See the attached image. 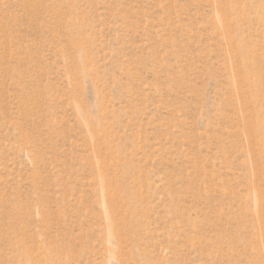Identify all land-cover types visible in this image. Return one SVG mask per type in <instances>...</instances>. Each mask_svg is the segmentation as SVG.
<instances>
[{"label":"rangeland","instance_id":"obj_1","mask_svg":"<svg viewBox=\"0 0 264 264\" xmlns=\"http://www.w3.org/2000/svg\"><path fill=\"white\" fill-rule=\"evenodd\" d=\"M0 264H264V0H0Z\"/></svg>","mask_w":264,"mask_h":264}]
</instances>
